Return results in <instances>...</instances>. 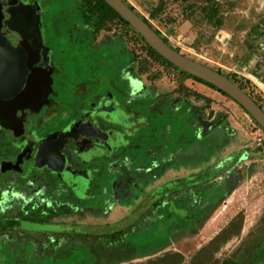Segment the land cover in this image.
Returning a JSON list of instances; mask_svg holds the SVG:
<instances>
[{"label":"flooded vegetation","instance_id":"obj_1","mask_svg":"<svg viewBox=\"0 0 264 264\" xmlns=\"http://www.w3.org/2000/svg\"><path fill=\"white\" fill-rule=\"evenodd\" d=\"M58 2L62 19L52 17L51 28L41 0H0V262L59 256L70 235L76 244L82 235L73 214L107 210L132 197L150 199L153 217L177 212L188 220L180 235L206 231L210 216L233 193L241 173H249L251 164L245 170L238 165L251 148L233 151L225 164L217 150L231 144L234 130L227 117L212 115L197 102L201 94L195 84L200 81L182 78L172 90L159 85L150 73L145 45L138 50L124 37L128 32L137 39L134 31L114 29L101 35L79 0ZM72 6L77 7L73 14L67 13ZM71 62L78 64L79 73L70 68ZM158 64L160 73H169L170 65ZM107 65L114 76L101 74L94 79L95 88H88V74L102 73ZM183 102L194 131L188 140L193 147L189 162L174 154L173 162L159 159L160 169L150 167L151 140H159L152 148L164 158L170 144L164 123L170 111L178 116ZM216 135L222 145L210 148L209 158L202 157L206 137ZM143 144L150 146L141 162ZM170 164L180 170L173 180L166 175ZM263 223L264 212L228 261L264 264V256L258 255Z\"/></svg>","mask_w":264,"mask_h":264},{"label":"rangeland","instance_id":"obj_2","mask_svg":"<svg viewBox=\"0 0 264 264\" xmlns=\"http://www.w3.org/2000/svg\"><path fill=\"white\" fill-rule=\"evenodd\" d=\"M58 1L41 0L45 5L44 16L48 19L51 28H53L52 17L58 21L62 19L60 13L63 7L59 6ZM127 1L136 8L140 15L149 19L153 27L160 30L182 54L204 63L212 69H220L223 73L236 77L264 106V48L260 47V43H264V0H210L218 6L217 17L223 21L221 26H216L215 23H210L204 18L201 7L206 4L205 0H188L187 2L165 0L164 10L156 17H153L151 13L158 6L160 0ZM191 4L193 5L192 8L190 7ZM76 8L72 6V10L69 9L67 13L73 14ZM114 29L124 32L127 28L122 25L113 26L102 30L101 35L102 33L106 34V32L110 34ZM130 35V33L124 32V37L128 38V43L135 44L140 50L144 46L143 41L139 38H131ZM51 39L50 37V41H52ZM106 50L109 55L110 50L108 48ZM151 60H148L149 65L152 64L151 67L153 68L150 70L151 75L156 78L159 85L161 84L169 90L174 88L176 82L180 83L182 78L183 80L191 78L185 75L179 77L178 71L173 73V66H169V73H160L159 61L152 57ZM253 60L256 63L249 71L252 79L238 74L245 64ZM73 61L76 60L73 59ZM70 68L76 73L80 71L77 63L71 62ZM157 71L158 74L156 75ZM68 72L71 76L74 75L73 72ZM114 73V69L109 65L102 73L101 70L90 72L88 74V88H95L96 81L94 79H99L102 75L105 77L114 76ZM105 80L108 82L107 79ZM195 87L201 94V97L197 98L200 101L197 99L196 101L201 103L203 108H206L212 115L217 113L227 117L230 130H234L232 142L228 145V149L223 147L218 155L221 156L222 152H226L229 148L234 151L241 149L240 147L251 148L249 154L245 155L247 159L241 160L238 165L243 166L244 168H242L245 170L247 165L251 164L249 173L245 174V171L238 169L240 173L242 171L245 175L241 173L240 182L235 186L233 193L226 202L221 204L218 211L210 216L206 231L197 230L180 235L181 226H184L188 220L177 212L170 215L167 213L162 215L161 213L153 217L150 199L142 196L132 197L127 201L122 200L112 207L109 206L107 210L101 208L99 212L87 211L82 214H73L72 222L73 224L75 222L80 224L82 229L80 234L82 235L76 237L78 244L73 241V235H70L72 240L61 247L62 252L57 253L61 255H55L51 258L24 259L16 262L4 261L3 264H140L150 258L173 252L181 253L184 256V262L189 264L192 258L209 244V239L216 232L231 218L238 216L236 217L237 222L243 221L240 233L231 236L216 252L210 251L204 259H210L211 263H221L235 257L243 238L256 229V225L264 212V149L258 145L256 140L257 131L260 127L245 109L229 96L223 95L204 83H196ZM191 97L194 98L192 93ZM186 110H188V104L183 102L178 116L174 117L170 111V116L166 120V124L164 123L167 138H170V144L166 142L168 144L165 150L166 154L163 155L164 158L158 155V149H154L159 140L152 139L151 145L152 147L154 145V148H149L150 144H143V149L139 150L138 158L140 161V157L143 156L142 153L148 151V148L154 152L148 162L151 163L150 167L155 168L162 167L161 161L166 163L174 154L184 156L186 155L184 152H187L190 155L193 147L192 144L187 143L188 140L192 141L194 131L191 125L192 118L188 111L184 112ZM161 128L163 127L160 126ZM261 130L264 132L262 128ZM218 136L206 137V146L201 145L204 152L202 157L209 158L210 148L219 147L218 143L221 142V137ZM179 140L187 145L185 146L183 142H177ZM138 142L140 141L138 140ZM141 162L138 165L145 166ZM176 184L179 186L180 183L176 182ZM83 201L88 204L87 200ZM72 229L74 234L79 231L74 227ZM119 230L126 232L125 240L129 242L131 247L122 250V252H113L115 254L111 255L108 252L102 253L99 248L105 239V235ZM258 232L260 236L258 255L262 258L264 256V223ZM79 241L82 243L80 244ZM27 250L29 251L28 247L25 248V251Z\"/></svg>","mask_w":264,"mask_h":264},{"label":"trees","instance_id":"obj_3","mask_svg":"<svg viewBox=\"0 0 264 264\" xmlns=\"http://www.w3.org/2000/svg\"><path fill=\"white\" fill-rule=\"evenodd\" d=\"M124 1L134 11H136L138 13L136 8L134 6H132L127 0H124ZM183 1L187 2L188 0H183ZM79 2H80V6L82 7L83 13L87 15L88 22L96 21L95 23H96V27H97L98 30H100V29L103 30V29H107V28H110V27H113V26L122 25V26L127 28L126 30H132V31L135 32V34L137 35V38H139L140 40L143 41L145 47L147 48L148 53L150 54V56L154 60L163 61V62L167 63L168 65L177 68L172 63H170L168 60L163 58L160 54H158L151 46H149L146 43V41L143 39V37L140 36L130 26V24L127 21H125L120 16V14L116 10H114L105 0H79ZM205 2H206V4L201 7V11L204 14L203 15L204 18L210 23H215L216 26H221L223 21H222V19L217 17L218 12H219L218 6L215 3L211 2L210 0H205ZM165 6H166L165 0H160V2L158 3V6L152 11L151 15L153 17L158 16L164 10ZM190 7L192 8L193 5L191 4ZM140 16L152 28H154L153 25L150 23L149 19H147L146 17H144L142 15H140ZM154 30L165 40V42H167L170 46L174 47L169 42V40L161 33L160 30L155 29V28H154ZM175 49L180 52V50L178 48H175ZM179 71L182 72L183 75L191 77V78H195L196 80H198V81H200V82L212 87L213 89L219 91L223 95L228 96L226 93H224L223 91L219 90L215 86H213V85H211L209 83H206V82H204V81H202V80H200V79L188 74L185 71H182V70H179ZM216 71H218V72L226 75L230 79H232L235 83H237L243 90H245L264 109V106L260 103V101L258 99H255V97L251 94V92H249L247 90V87H246V85L243 82L239 81L234 76H231V75L223 73L220 69H216ZM252 119H253V117H252ZM254 122L260 128H262L255 120H254ZM242 224H243L242 220L240 222H237V219L232 221V223L229 225V227L225 228L220 234H218L216 236V238L211 240V242L207 246H205V248H203L200 252H198L192 258L191 263H189V264H240L238 262L237 263L235 261L230 262L228 260H225V261H223L221 263L220 262L211 263L210 259H204V258L206 257L207 254L210 253V251H212V253H214V251L216 252L220 248V246L224 242H226L232 235L240 233V231L242 229ZM125 233L126 232L119 230V231L113 232L111 234L105 235V239H104V241L101 242L100 248H99V249H101V252L102 253L103 252H108L111 255V254H115V253H118V252H122V250L124 251L127 248L129 249V247H131V246H129V244H128L129 242L128 241L126 242V240H125V236H126ZM113 252H115V253H113ZM120 262H123V261H120ZM140 264H187V263L184 262V256L181 253L173 252V253H167V254L158 256L156 258H150V259H148V260H146V261H144V262H142Z\"/></svg>","mask_w":264,"mask_h":264},{"label":"water","instance_id":"obj_4","mask_svg":"<svg viewBox=\"0 0 264 264\" xmlns=\"http://www.w3.org/2000/svg\"><path fill=\"white\" fill-rule=\"evenodd\" d=\"M158 54L178 69L209 83L242 106L264 130V109L237 83L226 75L196 61L170 46L124 0H105ZM41 12V11H40ZM26 44V42H24ZM36 109V107H34ZM33 111V110H31ZM32 113V112H31ZM4 262H0L3 264Z\"/></svg>","mask_w":264,"mask_h":264},{"label":"crops","instance_id":"obj_5","mask_svg":"<svg viewBox=\"0 0 264 264\" xmlns=\"http://www.w3.org/2000/svg\"><path fill=\"white\" fill-rule=\"evenodd\" d=\"M184 144H185V143H184ZM187 144H190L189 141H188ZM187 144H185V146H186ZM219 145H222V144H219ZM226 148L228 149V146H227ZM240 148H242V147H240ZM221 149H222V148H221ZM219 151H220V149L217 150V152H219ZM233 151H234L233 149H230V148H229V150H227L226 152H222L221 156L218 155V157H219V158H224V159H225V164H226V163L230 162V159H232ZM243 152H244V150L242 151V154L245 155V153H243ZM246 152H248V151H246ZM184 153H186V155L183 156V157L185 158L186 161L184 160L183 162L188 163L189 161H187L188 159H186L188 153H187V152H184ZM220 153H221V151H220ZM190 154H191V153H190ZM217 154H219V153H217ZM172 158H173V155H172V157L170 158V161H171V162H173ZM183 165H185V164H183ZM167 168H168V169H167V174H166V175H167V178H169V179H171V180L175 179L176 176H178L179 173H180V170H179L177 167L175 168L172 164H170Z\"/></svg>","mask_w":264,"mask_h":264},{"label":"built area","instance_id":"obj_6","mask_svg":"<svg viewBox=\"0 0 264 264\" xmlns=\"http://www.w3.org/2000/svg\"><path fill=\"white\" fill-rule=\"evenodd\" d=\"M260 47H261V48H264V43H263V42L260 43ZM255 63H256V61L253 60L252 62H249V63L245 64V65L242 67L241 71L238 72V74H240V75H242V76H244V77H246V78H248V79H252V78H251V73H250L249 71H250L251 67H252ZM256 140H257V142H258V145L264 149V134L261 133L260 131H257V137H256Z\"/></svg>","mask_w":264,"mask_h":264}]
</instances>
